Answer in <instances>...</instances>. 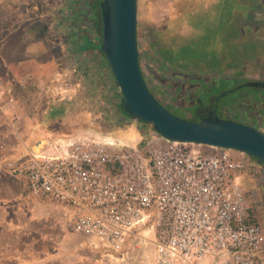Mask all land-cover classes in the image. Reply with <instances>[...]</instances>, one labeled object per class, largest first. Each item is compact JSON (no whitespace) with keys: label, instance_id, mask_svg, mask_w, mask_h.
<instances>
[{"label":"rangeland","instance_id":"1","mask_svg":"<svg viewBox=\"0 0 264 264\" xmlns=\"http://www.w3.org/2000/svg\"><path fill=\"white\" fill-rule=\"evenodd\" d=\"M79 1L0 0V86L12 96L5 108L20 107L37 119L33 141L55 133L108 129L112 136L132 142L149 139L137 121L118 109L120 92L102 56L88 51L83 57V52L73 51L78 29L93 35L85 0ZM261 2L137 0L140 67L151 92L173 114L193 119L190 112L196 106H207L221 86L235 87L239 82L235 78L264 79V39L245 27L264 25V19L255 16V11L264 9ZM153 34L159 35L165 48L198 66L175 69L165 64ZM97 60L105 65L100 74ZM206 61L220 63L221 68L207 70ZM59 69L67 75L56 79L57 84L54 77ZM218 76L229 79L221 83ZM253 92L264 97V88L244 86L222 98ZM252 106L264 118V103ZM0 113L2 117L1 109ZM242 182L252 216L264 225V182L247 178ZM36 204L35 223L22 228L16 239L0 240V264H100L103 251L93 246V239L70 229L72 208L51 200Z\"/></svg>","mask_w":264,"mask_h":264},{"label":"built area","instance_id":"2","mask_svg":"<svg viewBox=\"0 0 264 264\" xmlns=\"http://www.w3.org/2000/svg\"><path fill=\"white\" fill-rule=\"evenodd\" d=\"M5 101L0 86V108ZM149 136H47L4 167L33 198L73 209L70 229L93 239L100 264H264V225L242 183H263V165L234 149Z\"/></svg>","mask_w":264,"mask_h":264},{"label":"water","instance_id":"3","mask_svg":"<svg viewBox=\"0 0 264 264\" xmlns=\"http://www.w3.org/2000/svg\"><path fill=\"white\" fill-rule=\"evenodd\" d=\"M99 6V48L123 97V110L132 120L152 124L166 141L234 149L264 163V132L217 113L218 102L227 93L242 86L264 87V82L247 81L221 91L213 107L197 121L179 117L153 95L143 76L137 43V0H101Z\"/></svg>","mask_w":264,"mask_h":264},{"label":"crops","instance_id":"4","mask_svg":"<svg viewBox=\"0 0 264 264\" xmlns=\"http://www.w3.org/2000/svg\"><path fill=\"white\" fill-rule=\"evenodd\" d=\"M95 65L98 74L105 68L101 60H97ZM65 75H67L66 72L63 69H59L55 73L54 81L59 84L56 79L63 78ZM6 95L8 97L11 96L10 94ZM11 102L5 101L0 108L3 111L2 117H0V240L2 241L9 240V236L16 239L22 228L26 229L29 224L35 223L38 217L37 214H34V211L37 207L36 203L40 201V199L33 198L27 194L22 181L5 169L4 161L9 157L8 155L18 154L25 145L33 144L45 137L43 135L36 137L34 141L32 140L33 132L38 124L37 119L31 117L26 110H21L20 107L16 108V110L5 108ZM58 134L52 135L56 137L59 136ZM245 178L251 181L246 175L243 176L242 180Z\"/></svg>","mask_w":264,"mask_h":264},{"label":"trees","instance_id":"5","mask_svg":"<svg viewBox=\"0 0 264 264\" xmlns=\"http://www.w3.org/2000/svg\"><path fill=\"white\" fill-rule=\"evenodd\" d=\"M100 1L101 0H85L84 4L87 5V8H88L87 11H88V16H89V20H90L89 24L91 26V30L93 32V35L91 37L90 34L87 33V31H83V30H85V28L78 29V32L76 31V34L78 35V40L74 41L73 51L75 53L83 52V54L81 53L83 57H85V52H88V51H90L92 53H98L99 55L102 56L103 60L105 61V64L109 67L105 57L103 56V54L99 48V45L101 42V27H102V25H101V12H100V6H99ZM80 2H82V1L80 0L79 3ZM152 37L154 39L153 44L158 47L157 52L162 57L165 64H170L175 69H187V68H192L194 66H198L196 63L195 64L189 63L186 60H183V58H180L178 55H175L173 53L174 49L165 48V44L159 38V35L153 34ZM92 55H94V54H92ZM213 62L214 63L212 64L211 61H206L204 67L207 70H216L217 68H221L220 63L217 64L215 61H213ZM197 63L199 64V62H197ZM200 63H203V62L201 61ZM111 75H112V73H111ZM112 78H113V75H112ZM113 80H114V78H113ZM225 80H226V78H223L220 81H221V83H223V81H225ZM114 83H115V81H114ZM115 86H117L116 83H115ZM221 87H222L221 91L224 90L223 86H221ZM199 98H200V96L197 98V100ZM214 99H215V96H212L211 98H209V104H207V106H205V107H203V106H201V107L196 106L197 108L192 107V108H194V110H192L190 112V116H193V119H191V120L197 121V120H199L200 117L205 116L207 114V111L213 107ZM221 99L223 101V98H221ZM165 108H167V107L165 106ZM118 109L120 110V112L122 114H124L130 118V116H128L123 110V97L121 96V94H120V101L118 104ZM219 115H220V113H219ZM137 123H138V128L140 130H142V132H143V134H145V136H148L150 132H155L152 124L146 123L143 121H137ZM105 132L109 133V129L106 130ZM254 160L259 162L260 164H262L264 166V163L258 161L257 159H254Z\"/></svg>","mask_w":264,"mask_h":264},{"label":"flooded vegetation","instance_id":"6","mask_svg":"<svg viewBox=\"0 0 264 264\" xmlns=\"http://www.w3.org/2000/svg\"><path fill=\"white\" fill-rule=\"evenodd\" d=\"M262 1L263 2H261V6L262 5L264 6V0H262ZM244 12H246L245 9H243V15H245ZM255 16L257 18L262 17V19H264V9H258L257 11H255ZM259 19H261V18H259ZM245 27L249 30V32L251 34H255V35H257L258 38L264 39V25L254 26V27L245 26ZM218 77L220 80L225 78L222 76H218ZM226 79H229V78H226ZM232 79H234V78H232ZM235 79H237L239 81L236 86H238L244 82H247V81L264 82V79H258V80H251V79H247V78L246 79L245 78L244 79L243 78H235ZM242 87H244V86H242ZM242 87H238L237 89L242 88ZM253 88L258 89V87H253ZM259 88H264V87H259ZM237 89H235V90H237ZM253 93H241V96H239V97L229 98V99L224 100V101H222V99H220L218 102V106H217L218 115L220 113L221 117H223V118H229V119H233L236 121H240L242 123L256 127L258 129H260L262 132H264V120H263L264 118L259 117L255 111L256 107L252 106L254 103H256V104H259L261 102L264 103V97H262V93H254V94ZM247 101L250 104L245 103Z\"/></svg>","mask_w":264,"mask_h":264}]
</instances>
